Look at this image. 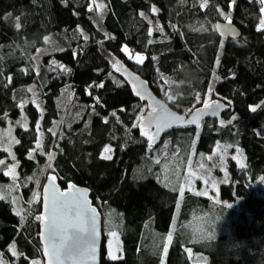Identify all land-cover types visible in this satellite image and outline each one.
Wrapping results in <instances>:
<instances>
[{
  "label": "trees",
  "instance_id": "16d2710c",
  "mask_svg": "<svg viewBox=\"0 0 264 264\" xmlns=\"http://www.w3.org/2000/svg\"><path fill=\"white\" fill-rule=\"evenodd\" d=\"M104 1L107 12L101 16L92 0H0V125L15 124L23 113L30 120L27 131L15 128V160L0 150V180L9 182L5 172L19 163L21 196L32 206L22 219L13 203L0 199L5 264H43L36 219L42 198L33 204V196L53 141L56 154L48 167L60 185L89 188L104 231L122 235L123 258L109 260L104 248L101 264H193L183 250L187 247L208 264H264V30H258L264 15L259 0H236L231 9L230 0H207L206 7L202 0ZM220 10L231 16L238 39L220 38L211 27L228 23ZM51 35L66 49L44 56L36 70L31 61ZM101 83L102 88L95 86ZM205 102L212 107L204 108ZM153 107L185 120L202 110L199 128L175 129L162 138L158 148L170 139L179 149L177 164L195 154L197 167L207 165L215 148L239 149L246 167L229 168L220 203L189 191L181 196L169 177L155 172L161 165L149 174L151 142L141 134L145 125H133ZM39 122L47 132L45 148L30 160ZM106 146L113 149L110 160L101 158ZM138 169H145V177L137 176Z\"/></svg>",
  "mask_w": 264,
  "mask_h": 264
},
{
  "label": "snow or ice",
  "instance_id": "6c2138e0",
  "mask_svg": "<svg viewBox=\"0 0 264 264\" xmlns=\"http://www.w3.org/2000/svg\"><path fill=\"white\" fill-rule=\"evenodd\" d=\"M96 0H92V3H95ZM259 3L262 5L261 12L264 13V0H259ZM236 4V0H230L229 8L231 9L233 5ZM202 7L207 6V0H202ZM98 8L103 9L106 5H97ZM91 11V7L89 8ZM153 13H156L158 10L153 7ZM221 11V15L224 16V19L231 25V16L229 14H225ZM141 16L144 13H140ZM16 20L19 21V17H16ZM15 27L19 29L21 27L20 23L17 22ZM221 25L216 24L214 26V30L220 31ZM264 29V19H261L260 26L258 30ZM220 34L223 36L224 33L221 31ZM85 39L88 37L85 36ZM50 38L46 37L45 40H49ZM122 51L128 52L127 46L122 48ZM136 60L138 63H142L144 57L137 54ZM219 60H217V64ZM63 67V66H61ZM64 71H70V69L64 68ZM119 70V69H118ZM11 82V78H9V83ZM96 87H103V83L95 85ZM31 91V89H29ZM212 89L209 87L208 93L206 95H211ZM90 94V93H89ZM137 96H140L142 99L144 98L139 91L136 92ZM97 102H99V98L97 97ZM170 100H173L174 97L169 96ZM197 101L199 102V95H197ZM218 103V102H214ZM212 104L207 102L204 103V108H211ZM260 105H256L250 107V111L255 113ZM123 111V109H121ZM192 112V109H189ZM201 109H196L191 117H189L186 121L188 124H197L198 119L201 116ZM113 116L116 115L115 112L112 113ZM152 119L150 121L151 124L155 125V132L151 135L147 131H142V135L146 136L148 140L151 142L154 137L158 136L161 130L164 127L172 126V121H181L185 122V118L179 116L175 113L169 112L166 109L163 113H160L156 107L152 108L151 113L149 114ZM148 117H144L141 115L137 124H134L133 127H141L143 128L145 121ZM236 119L235 116L232 118ZM105 122H107L105 120ZM223 123V121H221ZM231 123V121H229ZM37 131H39V124H37ZM51 131V129H49ZM19 143V141H15ZM41 145L39 142L36 144V148H40ZM35 151V149L31 150ZM31 151L29 153V158H31ZM111 146H106L101 154V158L105 160L112 159L110 153L112 152ZM239 151V150H238ZM49 159H52L51 154H49ZM209 160L212 159L211 156L208 157ZM223 159V157H221ZM233 159H236L234 156ZM159 162V161H157ZM0 164H4V161L0 160ZM242 168L246 167L245 164L241 163ZM190 167V164H189ZM203 167V165H201ZM10 172L14 174L15 166L10 168ZM7 174V173H6ZM264 179V178H262ZM51 182V192L48 189H45V197H44V211L43 214L37 216L36 219L40 220L43 223L44 227V253L47 256V264H63L64 260H73L75 261L77 258H82L85 255L95 258L96 255V242H97V211L95 208L90 206V203L85 197L86 190L76 188L75 185H70L68 191L62 192L55 185V177L50 178ZM181 196H183V189L180 190ZM4 197L0 196V199ZM219 203V201H217ZM15 203V201H13ZM228 207H232L231 204L227 205ZM17 215H21L19 211L16 213ZM23 219V217H22ZM110 235H115V233H110ZM167 240L171 242L172 235L169 233ZM13 251V255H16L14 250V246L11 249ZM164 253H167V245L164 247ZM109 257L112 260H116L119 257L109 252ZM2 264V261H0ZM32 264H39L38 261H33Z\"/></svg>",
  "mask_w": 264,
  "mask_h": 264
},
{
  "label": "rangeland",
  "instance_id": "374dc122",
  "mask_svg": "<svg viewBox=\"0 0 264 264\" xmlns=\"http://www.w3.org/2000/svg\"><path fill=\"white\" fill-rule=\"evenodd\" d=\"M96 4L106 5V7H104L103 9L97 7L100 15L104 16L107 12L106 2L104 0H97ZM262 14L264 15V13ZM261 19H264V18H261ZM211 27L214 28V26H211ZM201 30H203L202 31L203 33L208 34L207 30L204 27H202ZM54 37H55L54 35L48 36V38L50 39L47 41L45 40V45L40 47L37 50V53L34 56V64L31 61V64L34 65L36 70L38 69L40 70V65L42 64L41 62L44 56L53 54L55 52H60L66 49L65 48L66 46L58 44L57 39ZM126 53L131 55L129 50ZM40 96H41V92H36L35 97L39 99ZM35 104H37L38 106H41L39 100L35 101ZM148 106L150 108V105ZM149 113H151L150 110H149ZM147 117L148 119L145 121V124H144L145 127L142 131H148V133H153L155 132V129H153L154 126L152 125L150 126V121L152 117L150 115H148ZM2 129H5V128H2ZM15 141H19L16 135V129H13L11 132L10 128L8 127L6 128V130H4V135L3 133H0V149L1 147H3L10 154V156L12 157L11 159L13 160H15L14 148L18 144ZM43 141H44L43 132L39 131L38 142L40 143V145H42ZM238 150L239 149L236 147H217L209 155L212 157L211 160L208 159L209 164L203 165V167L201 166L197 167L195 165V162H197V158L195 154H192L188 161H180V163L177 164V161L175 163V158H177L179 149L176 148L172 144V141L169 139L164 144L163 147H160V148H157L151 151L152 152L151 157L148 154L146 157V161L147 163H149V166H151V171H149V174L153 172V168L156 167V165L163 166V168L157 167L155 172L158 175H163V176L166 175L167 177H169V180H170L169 185L171 188H174V189L178 188L180 190L183 189V193L189 191L196 195L206 196L216 202L219 201L220 203L221 202L220 193H219L220 186L224 183L225 177H226V174L229 168L232 167L233 165L238 167L242 163L241 153ZM110 155L113 156V151L110 153ZM234 156L236 157V159H233ZM221 157H223V159H221ZM189 164H190V167H189ZM12 166H15L14 174L10 172V168ZM144 170L145 169H141V170L138 169L137 176L140 175L142 177H145L146 172ZM5 176L9 178V182L4 183L0 180V196L4 197L3 198L4 200H8L11 203L15 201V203H13L15 213L19 211L21 215H18V216L26 218V216L30 214L29 210L31 209L32 206L31 207L30 205L26 206L25 201L23 200V197L20 196V190H22V188L20 186L21 174L19 170V163L11 164L10 167L5 172ZM249 180L250 179H248V181ZM57 182L59 186L61 187L59 181ZM40 186H41V181L38 183L37 187L34 186V189L35 188L38 189V194L34 197L33 204L36 202L40 194L43 195V192L45 190L43 189L42 191H40V189L38 188ZM76 186L82 187L90 191L89 188L85 186H81V185H76ZM64 191H67V190L62 189V192ZM91 197H92V192H91ZM92 203L94 204L93 200H92ZM112 233H115V235L114 236L109 235L108 249H109V252H111L112 254L120 258L123 253V242H122L119 232H112ZM188 253H189L190 259L193 264H207L206 258H204L201 255H193L194 254L193 250L191 251L190 249ZM194 256H197V257L194 258ZM199 256H201L202 258H200ZM38 262H41V261H38ZM2 263L5 264L4 258L2 259Z\"/></svg>",
  "mask_w": 264,
  "mask_h": 264
},
{
  "label": "water",
  "instance_id": "95a60500",
  "mask_svg": "<svg viewBox=\"0 0 264 264\" xmlns=\"http://www.w3.org/2000/svg\"><path fill=\"white\" fill-rule=\"evenodd\" d=\"M219 24L221 25V29H220V31H216V32L220 36V38L235 40V39H238L241 36L240 31L233 24H231V25H229L228 23H219ZM221 31L224 33L223 36L220 34ZM148 102L151 103L150 101H148ZM163 112H164V110H163ZM201 120H202L201 118L198 119L197 124H188V123H186V121H187V119H186L185 122L179 121L181 123L179 126L176 125V123L172 121L171 122L172 126L164 127L161 130L160 134L158 136L154 137V139L151 141L150 146L152 148H157L159 146L163 136L166 135L167 133H169L172 130L180 129V128H183V129H197V128H199L200 125H201ZM151 125L154 126V128H155L154 124H151ZM51 177H53V176H51ZM51 177H49L47 185L45 187V189L47 188L49 192H51V182H50V178ZM55 185L57 186V188L60 191H62V189L59 186L56 178H55ZM76 188L84 189V188L79 187V186H76ZM84 190H86L84 198H86L88 200V202L90 203V206L95 208L96 211H97V224H96V229H97V242H96V244H97V246H96V255H95L94 259H92L91 257H88L87 255H85L82 258H77L75 261L66 259V260H64L63 264H100V252H101V245H102V218H101V215H100L98 209L92 203L91 192L88 191L87 189H84ZM67 191H68V189H67ZM64 192H66V191H64ZM44 197H45V190H44L43 195H42V209H43V211H44ZM40 243L42 245V259H43L44 264H47V259L48 258H47V256L44 253L45 238H44V227H43V223L42 222H41Z\"/></svg>",
  "mask_w": 264,
  "mask_h": 264
},
{
  "label": "bare ground",
  "instance_id": "6f19581e",
  "mask_svg": "<svg viewBox=\"0 0 264 264\" xmlns=\"http://www.w3.org/2000/svg\"><path fill=\"white\" fill-rule=\"evenodd\" d=\"M41 107V109L43 108L42 107V105L40 106ZM205 112H207V111H205ZM42 113H44V112H42ZM21 123V124H20ZM13 124V123H12ZM8 124L7 126H2V125H0V133H3V135H4V130H6V128H10V130H11V132H12V130L13 129H15L16 127H18V128H20V129H22V131H27L29 128H30V120L28 119V116L25 114V113H23L22 115H21V118L19 119V120H17V122L15 123V124ZM2 128H5V129H2ZM2 129V130H1ZM36 130H37V126H36ZM39 131H41V132H43V135H44V141L42 142V145H41V147L40 148H36V144H37V142H38V138H39ZM39 131H37V139H36V142H35V145H34V148L33 149H35V151H33V156H31V157H34L37 153H40V152H42L43 151V149L45 148V140H46V136H47V132H45V131H43V127H42V124L41 123H39ZM51 131L53 132V133H55L57 130L56 129H54V128H51ZM62 138V137H61ZM61 138H59V141L61 140ZM48 153H47V156H46V164H45V166H44V169H43V172H42V175L40 176V178L38 179V183L41 181V186L40 187H38L39 189H40V191H42L43 189H45V187H46V185H47V182H48V179H49V177H51V176H54L56 179H57V181H59L58 180V177H57V175L53 172V170H50V167H48V163L49 162H52L53 161V156H55V154H56V152H55V150H54V141H53V143L52 144H50L49 145V147H48ZM49 154H51V156H52V159L50 160L49 159ZM30 160H36V158H29ZM36 182V187L38 186V183ZM71 185H74V184H71ZM70 186V185H69ZM69 186H67L66 188H63L62 186V189L63 190H67V189H69ZM38 194V189L37 188H35V192H34V196H36ZM184 194V193H183ZM198 196H201V195H198ZM261 196V195H260ZM204 198H208V197H206V196H203ZM262 197V199L264 198V196H261ZM41 198H42V195H41ZM208 199H210V198H208ZM94 205V204H93ZM178 205H179V207H180V205H181V202H180V197H179V200H178ZM95 206V205H94ZM96 207V206H95ZM97 208V207H96ZM98 209V208H97ZM99 211V210H98ZM42 213H43V209H42ZM42 213H41V215H42ZM100 213V212H99ZM100 215H101V213H100ZM101 218H102V245H101V252H100V264H101V255H102V250L105 248L106 249V257L109 259V260H112L110 257H109V249H108V241H109V235H110V233H112V232H119L118 230H113V231H111V232H106V231H104V228H103V217H102V215H101ZM40 233H41V221H40ZM119 234H120V236H121V239H122V235H121V233L119 232ZM39 238H40V236H39ZM217 239H219V238H217ZM215 241V240H214ZM122 242H123V239H122ZM191 249V251H192V248L191 247H187V248H185V249H183L184 250V252L185 253H188V251ZM195 255V254H194ZM123 256H124V243H123V253H122V256L119 258V259H116V260H121L122 258H123ZM197 256H194V258H196ZM4 257H3V255L2 254H0V260L2 261V259H3ZM116 260H114V261H116ZM206 260H207V258H206ZM207 264H208V260H207Z\"/></svg>",
  "mask_w": 264,
  "mask_h": 264
},
{
  "label": "crops",
  "instance_id": "0c3cea01",
  "mask_svg": "<svg viewBox=\"0 0 264 264\" xmlns=\"http://www.w3.org/2000/svg\"><path fill=\"white\" fill-rule=\"evenodd\" d=\"M1 149L5 150L3 147H1ZM20 196H21V194H20ZM21 197H22V196H21Z\"/></svg>",
  "mask_w": 264,
  "mask_h": 264
}]
</instances>
